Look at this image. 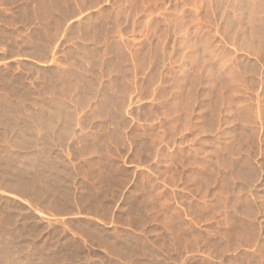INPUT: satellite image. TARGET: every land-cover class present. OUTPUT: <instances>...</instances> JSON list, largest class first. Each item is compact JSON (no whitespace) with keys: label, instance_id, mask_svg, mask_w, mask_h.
<instances>
[{"label":"rangeland","instance_id":"1","mask_svg":"<svg viewBox=\"0 0 264 264\" xmlns=\"http://www.w3.org/2000/svg\"><path fill=\"white\" fill-rule=\"evenodd\" d=\"M0 264H264V0H0Z\"/></svg>","mask_w":264,"mask_h":264}]
</instances>
